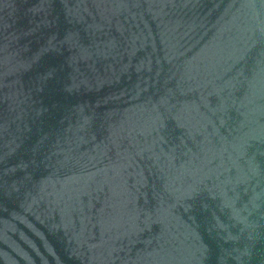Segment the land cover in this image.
<instances>
[{
	"label": "water",
	"instance_id": "95a60500",
	"mask_svg": "<svg viewBox=\"0 0 264 264\" xmlns=\"http://www.w3.org/2000/svg\"><path fill=\"white\" fill-rule=\"evenodd\" d=\"M0 264H264V0H0Z\"/></svg>",
	"mask_w": 264,
	"mask_h": 264
}]
</instances>
